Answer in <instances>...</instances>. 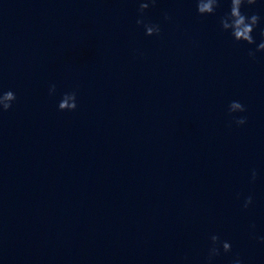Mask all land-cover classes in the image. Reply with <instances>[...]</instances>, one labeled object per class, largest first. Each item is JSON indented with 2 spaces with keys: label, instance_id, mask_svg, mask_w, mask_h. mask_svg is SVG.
<instances>
[{
  "label": "clouds",
  "instance_id": "clouds-1",
  "mask_svg": "<svg viewBox=\"0 0 264 264\" xmlns=\"http://www.w3.org/2000/svg\"><path fill=\"white\" fill-rule=\"evenodd\" d=\"M156 0H140L138 12L141 17L150 5H154ZM223 0H195L196 11L200 16L214 15L217 9L221 6ZM229 10L219 18V25L223 32L229 33L232 40L238 44L255 45L254 48L248 49V57L255 61L257 53H264V29L260 31V42L257 43L253 36V32L258 28L261 22V16L253 12L251 15L246 14L242 9L245 6L251 8L259 3V0H228ZM165 20L170 17L165 14ZM138 26L142 25L146 36H158L161 32L159 24L146 23L143 18L136 21ZM56 86L53 84L49 88V95H54ZM16 101V95L13 91L8 90L0 92V113L7 112L12 108ZM77 108V93L75 91L66 92L62 95L58 103L60 111H75ZM246 112V107L239 101L233 100L228 105V116L231 118V123L237 127H242L247 123V117L237 115ZM257 178V171L251 170L250 182L254 183ZM253 204V196L248 195L243 200L242 207L247 210ZM251 229L255 230V225H251ZM258 241L264 244V236L256 237ZM210 245L204 264H214V261L221 253L228 254L232 252V245L229 241L221 239L217 234H212L209 237ZM231 264H244L243 259L236 254L232 257Z\"/></svg>",
  "mask_w": 264,
  "mask_h": 264
}]
</instances>
